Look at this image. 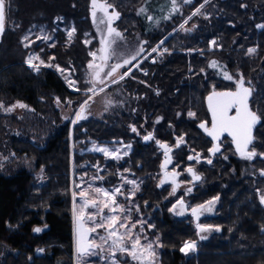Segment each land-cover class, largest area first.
I'll use <instances>...</instances> for the list:
<instances>
[{
    "label": "trees",
    "instance_id": "16d2710c",
    "mask_svg": "<svg viewBox=\"0 0 264 264\" xmlns=\"http://www.w3.org/2000/svg\"><path fill=\"white\" fill-rule=\"evenodd\" d=\"M89 1L5 0L0 102L9 105L20 101L37 117L0 114V141L7 139L15 161L13 168L0 172V264H72L71 171L77 178L87 176L94 165L100 166L106 188L117 184L124 170L141 180L136 200L140 214L148 218L147 226L152 227L148 234L159 238L160 264H264V204L260 202L264 178L259 175L264 156L242 163L229 147L210 157L212 143L198 128L209 121L205 105L209 94L234 90L235 79L242 75L245 86L253 89L250 108L261 117L250 149L264 153V28L257 27L264 24V0H191L153 27L138 15L146 0H103L119 13L117 30L126 37L139 35L147 42L145 51L164 40L204 3L207 17H193L191 34L168 37L162 44L167 51L155 63L142 64L145 74L134 71L124 81L123 93L128 96L124 110L108 120L88 117L75 124L71 154L70 124L59 117L54 102L59 98L61 103L71 101L77 106L86 99V86L81 81L91 60L89 53L96 46L95 41L88 46L84 43L87 35L94 36ZM73 28L69 40L67 33ZM39 29L50 39L33 48L24 47L22 38ZM212 41L218 49H209ZM249 48L256 52L247 54ZM31 52H38L50 66L41 64L38 72L28 67L26 59ZM211 61L218 67H209ZM57 65L74 72L80 91H70L54 70ZM224 70L234 79L226 80ZM49 115L51 122L45 120ZM35 127L38 133L31 129ZM149 133L154 139L145 140ZM180 136L184 143L177 147ZM156 140L171 146L174 167L182 179L194 182L193 193L184 201L186 206L192 209L216 198L212 213L198 222L213 226L206 239L198 238L190 214L177 218L169 211L173 205L167 199L170 184L160 186L163 154L156 148ZM90 141H121L133 148L124 162L116 163L85 152ZM196 154L201 161L198 165L188 159ZM188 167L201 179L194 181ZM43 227L47 229L33 233ZM186 241H196V250L188 258L180 251Z\"/></svg>",
    "mask_w": 264,
    "mask_h": 264
},
{
    "label": "snow or ice",
    "instance_id": "6c2138e0",
    "mask_svg": "<svg viewBox=\"0 0 264 264\" xmlns=\"http://www.w3.org/2000/svg\"><path fill=\"white\" fill-rule=\"evenodd\" d=\"M91 2V16L93 18V23L97 26L104 25L106 31L101 32V48L99 49V55L97 52H90L89 55L97 58L100 61L99 64L90 61L87 65L89 70V80L88 83L91 85L87 89L88 92L95 94L97 84H103L104 78L106 77H113L115 74L118 73V70L125 65L131 63V60H136L137 56L140 53L145 51L143 45L146 44V41H141V46L139 47L136 55L131 57V60L124 59L123 63H113L109 64L108 61L116 54V50L114 45H117L118 40H122V34L117 31L114 27H112L113 18H118L119 13L115 10L111 3H99L98 0H90ZM191 0H169L170 3V10L168 11L167 15L162 17H154L152 15H147L146 18L151 21L153 24H158L159 21L170 19L173 13L180 11L181 4H188ZM208 0H205L207 3ZM204 5L202 4L200 8H197L192 15L195 16L200 14L201 8ZM241 7H245V5H241ZM109 9H112L111 13H109ZM5 11H6V3L5 0H0V34L4 31V19H5ZM147 12V9L141 8L138 14H144ZM98 13H100L98 15ZM58 20L60 18H57ZM191 19V17H188ZM188 21L185 20L184 23L180 24V29H184V25ZM193 27H195L193 25ZM258 28H264V24L257 25ZM190 31L191 29H186ZM75 32V28L68 31L67 35L69 40L73 37ZM36 39H43L48 40L50 39L49 36H37ZM90 41H85V43H89ZM21 43L24 47H30L33 40L30 39L28 35L24 36L21 40ZM161 45L164 41L160 42ZM212 46H216V42H211ZM54 46V45H53ZM118 46V45H117ZM159 47V46H158ZM157 48H152V52H157ZM167 51V49H164ZM256 52L255 48H249L247 50V54L252 55ZM50 59H55L54 57H50ZM39 60V64L34 63V61ZM26 63L29 67L33 68L34 71H39L40 65L43 64L45 66H50L45 64L43 60H40L39 56L30 55L26 59ZM57 70L63 73L65 70L60 69L57 65ZM107 67L108 71L104 74V77H101V72L103 69ZM209 67L216 68L218 67V63L216 61H211ZM128 75V72L119 75V80H123L125 76ZM224 78L226 80H233V76L230 75L227 70L223 72ZM67 79V77H66ZM69 86L73 87L74 90L80 91V89L76 88V81L69 80ZM112 83H116L117 80L113 79ZM250 84V82H247ZM236 88L234 91H213L207 97L208 102V109L212 116L211 128L207 127L206 123H201L199 125L200 128L204 129L205 132L209 136L213 138V140H217L221 133H227L231 136L232 141L236 145L237 152L240 153L243 159L252 160L256 156H264V153H257L254 150V147L250 149V146L253 145L254 136H253V129L254 127L260 122L261 117L250 108V98L253 94V89L251 87H246V81L244 80L242 75H239L237 79H235ZM100 91H103L101 88ZM158 94V93H157ZM91 99V97H89ZM88 100H85L79 110L75 113V118L72 119V124H77L79 121L86 119L85 110L88 105ZM67 103L71 104V101ZM57 104H60L59 98H57ZM15 108H22L26 109L27 105L23 104L20 101H17L15 104L11 106H5L3 102H0V110L4 112H12ZM190 116H193L194 113H189ZM159 122V120H157ZM133 132H136L137 129L134 126H130ZM145 140L154 139L153 135L149 133L147 136L144 137ZM156 143L159 147L164 149V156L165 162L161 164V169L164 170L167 168V164L171 162V158L169 153L172 151L171 146L166 143H161L159 140H156ZM182 143H184V137L180 136L177 138L176 146L179 147ZM126 147H130L126 146ZM93 151L102 152L106 157H111L113 159H119L120 149H108L105 147L95 146L92 149ZM219 151V146L214 144L211 149H209V153L214 155L216 152ZM127 155V152L124 153ZM6 159V158H5ZM189 160L195 159L197 163L200 160L199 154L195 156H189ZM207 163L211 164L212 161L209 159ZM127 171V170H126ZM188 173L192 175V179L194 181H198L201 177L194 171L193 168L189 167L186 169ZM179 173L172 171L171 173L165 172V178L171 179V183L173 185V193L176 191L177 182L176 176ZM261 176H264V170L260 172ZM100 179L101 177H96ZM165 182V179L161 180V184ZM124 183L133 185L128 198L131 199V196L135 194L136 191L139 190V186L136 184L135 180H124ZM159 186V185H158ZM77 188H80V185H76ZM91 187V186H89ZM95 193L97 197L102 195L104 199L102 201L98 200L97 198H93V196L89 193L87 189L81 190L78 195L81 200L80 204V213L75 218V234H76V252L78 257V264L79 260L88 255H95L96 252L93 249H98L100 251H105L104 245L108 244V253L110 257H114L117 252L119 253H126L130 255L134 260L138 261L139 264H155V247L159 246L157 242H141V236L133 233V229L137 227V224H143L144 221H130L127 215L118 216L117 213H123L125 209L117 202L116 196L123 195L124 193L121 191L120 188H115L111 192L106 191L102 188H96ZM192 191L191 188L187 189V192L190 193ZM77 193L73 192V200L74 203L76 201ZM216 198L212 201H208L205 204L198 205L191 209L192 216L199 219V216L202 215L204 212H210L212 210V206L214 204ZM260 202L264 204V193L260 194ZM101 204L103 207H101ZM184 201L182 199L177 200L175 204H173L172 208L169 209L170 212H174L176 215H183L184 214ZM87 208H94L97 209V212L85 214V209ZM107 208L109 210L108 215H101L100 220L97 221V214L104 213V209ZM138 210V209H137ZM88 222H93L92 227H86L85 225ZM105 224H107V236L100 237L102 243H95L94 241L89 240V233L95 232L97 228H105ZM124 229L123 233H120L118 229ZM213 230L212 225H203L197 224V234L200 236V239H206L207 237L204 235H200L201 233L210 232ZM215 231H220L219 227H215ZM34 231H41V229L36 228ZM143 231V228L140 229ZM109 241L111 242L109 244ZM146 241V238H145ZM158 241V238H157ZM196 250V241H186L184 245L180 248L182 253H187L189 251ZM115 264V262H114Z\"/></svg>",
    "mask_w": 264,
    "mask_h": 264
},
{
    "label": "rangeland",
    "instance_id": "374dc122",
    "mask_svg": "<svg viewBox=\"0 0 264 264\" xmlns=\"http://www.w3.org/2000/svg\"><path fill=\"white\" fill-rule=\"evenodd\" d=\"M98 2L99 3H105L103 0H98ZM203 5H204V7L201 8L200 14H197L195 16L203 17V18L207 17V14H206L207 12L205 11L206 10L205 9L206 4L204 3ZM144 7H145V9H147V12L144 13L143 15L142 14H138V15L143 20L146 19V21H147V18H146L147 15H152V16L157 17V18L162 17L164 15H167L168 11L170 10V3H169V0H146V4ZM198 8H200V7H198ZM108 11H109V13H111L112 9H109ZM90 13H91V2L89 1V20H90V23L92 26V30L94 32V36L87 35L86 39L84 40V43L86 40L90 41L87 44L85 43V45L88 46L91 43H93V41H95L96 46L94 47V49L91 52H97L99 55V49L101 48V43H100L101 32L106 31V28L104 25L97 26L96 24H94L93 18H92ZM99 14L100 13H98V15ZM173 14H175V13H173ZM195 16H193L191 14L189 16V17H191V19L186 18L185 20H187L188 22L184 25V29H180V27H179L180 24L184 23V21H185V20H183L177 27H175L172 30L170 35L166 36L164 38V40H162V41L166 42L168 37H170L176 33L184 34V35L191 34L194 30V27L192 25L193 23L191 22V20ZM117 20H118V18H113V21H112V27H114L116 30H117V28L115 27V23ZM148 24H149V27H153L156 25V24H153L151 21L148 22ZM186 29H191V30L187 31ZM117 31H119V30H117ZM120 33L122 34L123 39L117 41L118 46L114 45V48L116 50V54L113 55V57L108 61L109 64H113V63H117V62L122 64L124 59L131 60V57L133 55H136V52L138 51L139 47L141 46L140 42L144 41L139 37V35H133V37H126L124 35V33H122V32H120ZM32 34H35L33 38L31 37ZM27 35L29 37H31L30 38L31 40L34 41V43H32L29 48L35 47L36 44H38L40 41H43V42L47 41V40H43V39H36L37 36L45 35L43 29H39L38 32H36V33H28ZM209 45H210V48H209L210 50H213L214 48L217 49V46H212L211 42ZM143 47L145 49V44L143 45ZM153 48H157L158 49L157 52H152L151 50L144 51L143 53H140L139 56H137L136 60H131L130 64L125 65L122 68H120L118 70V73L115 74L113 77L104 78L103 84H99V83L97 84L95 94L87 91V89L89 87H91V85L88 83L89 70L87 68V65L90 61L97 63V64H99L100 61L98 59V56H97V58L90 56L91 60L86 64V70H85V73L83 74V79L81 81V84L86 86V88H85L86 90L83 91V94L86 95L85 100L89 101L87 108L85 110V113H84L87 118L93 117L97 120H108L109 118L114 116L115 113H120L122 109L123 110L125 109V104H126V102H128V96L123 93L122 84L124 83V81L127 78H129L132 75V73L134 71H136V72L139 71L142 74H145V71H143L141 69L142 64H144V63L153 64V63H155V61H157L158 56H161L162 54L165 53L164 49L162 48L161 43L157 44ZM30 55L39 56V53L38 52H31ZM34 63L39 64V60L34 61ZM27 66H28V64H27ZM54 70L56 71V73H58L60 75V77L63 79V81L67 85H69V82H68L69 80L75 81L74 72H69V71L65 70L63 73H61L60 71L57 70V67H54ZM107 71H108V68L105 67L103 69V71L101 72V77H104V74ZM125 72H128V75L125 76V78L123 80H119V75L123 74ZM66 77H67V79H66ZM113 79H116L117 82L112 83L111 81ZM76 83H78V82H76ZM101 88L103 89V91H100ZM69 89L72 92H77L76 90H74L73 87L69 86ZM89 97H91V99H89ZM84 101H82L77 106L73 105L72 102H71V104L67 103L68 101H65L64 103L60 102L59 105L57 104V100L54 102V110H56L59 117L62 118L64 121H68L70 124L69 126H70V153L71 154L74 150V145L71 141H72L73 127L75 126V124H72L71 121L73 118H75V113L79 110L81 104ZM13 104H15V103L5 105V106L7 107V106H11ZM0 114L1 115L15 116L18 118L25 117L28 119L33 118V116H36L31 112V110L28 107L26 109L15 108L12 112H4V111L0 110ZM45 120L51 122L53 120V118L51 115H49V116H47V119H45ZM31 129H33V131H35L36 133L39 132L37 127L31 128ZM7 143H8L7 139L0 141V172L8 169L9 167L13 168L15 166L14 165L15 164L14 157L11 154V152L9 151ZM94 145L99 146V147H105V148H108L110 150L120 149V152H119L120 158L119 159H113L111 157H106L102 152L93 151L92 149H93ZM129 145H130V147H126ZM132 148H133V146L131 143H125V142H121V141L113 142L110 144H98V143H94V142L90 141V146L85 152H89L92 154H98V155L102 156L103 159L106 161H113L116 163H122L128 158L129 154L132 151ZM226 149H228V148H226ZM125 152H127V155L124 154ZM253 159L247 160V159L239 158V160H242V163L247 162L248 164L252 163ZM70 160H71V165H73V160L71 158V155H70ZM163 160H164V157H163ZM163 160H162V162H163ZM190 161L193 162L192 164L195 163L196 165L201 163L200 160L197 163V161L195 159L190 160ZM26 164H27L26 166H28V169H32V166L29 165L30 163L28 164L26 162ZM191 168H193V167H191ZM92 170H94V171L91 172L90 174H88L87 176L83 175L82 177H79V178H77L72 173L73 170L71 171L69 193H70V221H71L70 225H71V231H72V264H78V257H77V253L75 250V239H74V221H75L76 216L79 215V213H80V204H81V200H80L78 193L81 190L87 189L89 191V193L93 196V198H97L98 200L102 201L104 199V197L102 195L97 197V194L94 191L96 188H102V189L109 191V192H111L115 188L121 189V191L124 194L123 195H117L116 200L125 209V211L123 213H117V215L118 216L127 215L129 217L130 221H132V222L141 221V220L144 221V223L142 225L137 224V227L135 229H133L132 231H133V233L141 236V242L142 243H144V242H157L158 243L159 246H156V244H154L155 253H156L155 264H160L159 263V254H160L159 238L157 236H150L148 234V231L151 232L152 227L147 226L148 218L146 216H143L140 214L138 202L136 200V196L139 194V191L141 188V180L137 179V177H134V175L132 173H130L129 171L124 170L118 175L117 184H115L112 187L106 188L102 185L104 178L100 175L101 174L100 166L94 165V166H92ZM166 171L169 173H171L172 171L179 173L178 169L176 167H174L173 161H171V165L169 166V168ZM194 171H195V169H194ZM37 176H38L39 181L41 182V179H42L41 175L37 174ZM96 177H101V178L97 179ZM125 179L135 180L136 184L139 186V190L136 191L133 196H131V199H129L128 196H129L131 189L133 188V185L124 183ZM176 182H177L178 186L176 187L175 193L172 194L173 193V185L170 184L169 185V193H168V197H167L168 200H172L173 204H175L177 202V200H180V199L185 201L186 197L189 195L191 196V194L193 193V191L195 189V185L193 184L194 182L190 178L188 180L182 179V173H179ZM77 184L80 185V188L76 187ZM89 186H91V187H89ZM188 188L192 189V191L190 193L187 192ZM73 192L77 193L75 203L73 200ZM213 206H214V204H213ZM213 206H212V210H213ZM101 207H103L102 204H101ZM184 207H186V208H184V214L183 215H176L174 212H172V214L177 218H181V217L188 215L191 209L188 206H184ZM212 210L210 212H204L202 214V216L211 214ZM97 211L98 210L94 209V208H87V209H85V214L94 213ZM108 214H109V210L107 208H105L104 213L97 214V221L100 220L101 215H108ZM194 220H195V225L197 226L199 220H197L196 218H194ZM196 220H197V223H196ZM92 226H93V222H88V224H86V227H92ZM106 228H107V224H105V228H97L95 232H91L90 240L94 241L95 243H98V244L102 243L100 240V237L107 236L108 233H107ZM141 228H143L142 232L140 231ZM118 231L120 233H123L124 229L121 228V229H118ZM210 233H211V231L201 233L200 235H204V236L208 237L210 235ZM145 238H146V241H145ZM157 238H158V241H157ZM198 238H200L199 235H198ZM110 243L111 242L109 241V244ZM104 248H105V251L93 249V251H95L96 254L83 257L82 259L79 260V264H114V262H115V264H139L138 261L134 260L130 255H128L126 253L117 252L114 257H110L109 253H108V244H105ZM192 253H193V251H189L187 253L181 252V254L184 256V258H188Z\"/></svg>",
    "mask_w": 264,
    "mask_h": 264
},
{
    "label": "water",
    "instance_id": "95a60500",
    "mask_svg": "<svg viewBox=\"0 0 264 264\" xmlns=\"http://www.w3.org/2000/svg\"><path fill=\"white\" fill-rule=\"evenodd\" d=\"M4 26H5V19H4ZM3 32H4V31H3ZM2 34H3V33H2ZM2 34H0V40H1ZM205 104H206V108H207L208 115H209L210 120H211V122H212V116H211V113H210V111H209V109H208L207 98H206ZM198 128H199L200 131H202V132H203V133H204V134H205V135H206V136H207V137L213 142V145H214V144L217 145V142L219 141V139H220V137H221L222 135H224V136H228V137L232 140L231 136H229L227 133H221V134L219 135V138H218L217 140L214 141L213 138H212L211 136H209V135L207 134V132H205L204 129L200 128L199 126H198ZM253 130H254V129H253ZM232 145H233V147H234L235 152H236L238 155H240V153L237 152V150H236V145H235V143H234L233 141H232ZM155 146H156V148L159 149V151L163 154L164 160H163L162 163H164V162H165L164 149H162L161 147H159V146L157 145V143L155 144ZM169 156H170V158H171V152L169 153ZM170 165H171V162L167 164V168H166V169L162 170V179H165V182H164L163 184H161V181H160V186H164V185H166V184H172V183H171V179H170V177L167 178V179L165 178V171L169 168ZM262 170H264V168H263ZM259 175H260V174H259ZM260 177L264 178V176H261V175H260ZM162 179H161V180H162ZM176 180H177V176H176ZM191 214H192V213H191ZM196 223H197V220H196ZM85 226H86V225H85ZM196 228H197V226H196ZM35 229H36V228H35ZM39 229H41V231L37 232V231H34V230H33V233H40V232H43V231H45V230L47 229V227H43V228H39ZM90 237H91V233H89V240H90ZM74 239H75V250H76L75 221H74ZM76 253H77V252H76Z\"/></svg>",
    "mask_w": 264,
    "mask_h": 264
},
{
    "label": "flooded vegetation",
    "instance_id": "af4514ba",
    "mask_svg": "<svg viewBox=\"0 0 264 264\" xmlns=\"http://www.w3.org/2000/svg\"><path fill=\"white\" fill-rule=\"evenodd\" d=\"M235 88H236V86H235ZM235 88H234V90H235ZM234 90H232V91H234ZM206 101V100H205ZM206 105V104H205ZM207 109V108H206ZM209 116V115H208ZM206 125H207V127H209V128H211V120H210V117H209V121H208V123H206ZM202 132V131H201ZM202 134L205 136V137H207L203 132H202ZM208 138V137H207ZM209 139V138H208ZM210 140V139H209ZM211 141V140H210ZM211 143H212V147H213V142L211 141ZM217 145L219 146V151L218 152H216L214 155H211L210 154V157H212V156H215V155H218V154H221V152H222V150L224 149V148H231L232 149V151H233V153H234V156H235V158H237V159H239V158H242L241 157V155H238L236 152H235V150H234V147H233V145H232V140L228 137V136H224V135H222L221 137H220V139H219V141L217 142ZM261 172V171H260ZM185 205V204H184ZM186 206V205H185ZM184 208H186V207H184ZM189 214L192 216V214H191V210H190V212H189ZM204 216V215H203ZM193 217V216H192ZM202 217V215L199 217V219ZM198 219V220H199ZM195 221V220H194Z\"/></svg>",
    "mask_w": 264,
    "mask_h": 264
},
{
    "label": "built area",
    "instance_id": "2783aa9c",
    "mask_svg": "<svg viewBox=\"0 0 264 264\" xmlns=\"http://www.w3.org/2000/svg\"><path fill=\"white\" fill-rule=\"evenodd\" d=\"M219 48V46H217V49Z\"/></svg>",
    "mask_w": 264,
    "mask_h": 264
},
{
    "label": "crops",
    "instance_id": "0c3cea01",
    "mask_svg": "<svg viewBox=\"0 0 264 264\" xmlns=\"http://www.w3.org/2000/svg\"><path fill=\"white\" fill-rule=\"evenodd\" d=\"M87 118V117H86Z\"/></svg>",
    "mask_w": 264,
    "mask_h": 264
}]
</instances>
